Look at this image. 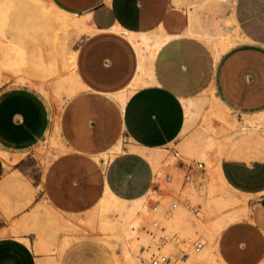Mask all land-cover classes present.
Returning <instances> with one entry per match:
<instances>
[{
	"label": "crops",
	"instance_id": "1",
	"mask_svg": "<svg viewBox=\"0 0 264 264\" xmlns=\"http://www.w3.org/2000/svg\"><path fill=\"white\" fill-rule=\"evenodd\" d=\"M49 1L64 12L85 16L87 25L93 30L83 35L76 46L74 65L81 88L66 105L63 136L58 126L59 114L56 118L54 109L53 116L51 100L33 82L40 90L44 105L51 109L47 137L52 130V137L58 135L65 150L57 151L54 147L57 155L48 165L43 154L40 155L46 163L35 186L36 190L40 189V200L31 211L12 217L5 225L1 224L5 221L0 218V234L10 231L13 222L20 226L19 237L0 236V264H42L40 251L43 245L36 241L38 233L28 229L40 231L54 241L61 234L51 225L52 213L85 214L99 203L106 190L124 200L145 195L166 167L160 169L155 179L149 159L131 147L160 148L172 143L185 123L182 99L194 98L212 89L223 117L233 114L229 107L242 111L260 108L245 114L234 113L239 120L264 113V40L237 23L234 18L236 0L232 3L227 0ZM221 3L229 10V20L234 27L232 31L216 34L220 26L205 22L199 11L205 5ZM114 28L131 32L137 41H141V34L145 33L161 34L163 31L168 36H163L153 57L145 60L149 78L134 90L131 86L139 73L141 58L133 41ZM230 34H237L241 40L215 59L202 37L221 40ZM20 39L23 42V36ZM22 85L23 81L14 82V86ZM130 90L132 92L128 94ZM118 94H125L126 98L121 102L116 97ZM44 122L42 103L30 91L17 87L0 93V144L27 145L42 132ZM256 130L264 129L248 127L229 133L217 151L214 168L227 141ZM123 136L129 141L125 148ZM119 145L120 151H117ZM0 151L11 158L21 155L1 148ZM228 151L222 153L220 175L233 190L252 198L250 203L254 212L252 214L247 207V217L227 224L221 232L244 220L256 223L262 229L263 257L254 264H263L264 161L231 160L242 157L227 154ZM225 164L231 167V174L225 172ZM8 170L0 157V188L8 196L14 183L22 189V196L26 195L25 199L22 197L17 201L9 199L14 212L17 205H24L32 190L12 177L5 179ZM194 171L187 180L196 178L197 170ZM206 171L201 166L200 172L205 176ZM6 182L10 184L5 188ZM42 201L51 210L37 208ZM0 214L5 215L1 208ZM64 232L67 234L60 239L62 245L72 235ZM219 235L215 242L217 255L222 263L229 264L217 251Z\"/></svg>",
	"mask_w": 264,
	"mask_h": 264
},
{
	"label": "bare ground",
	"instance_id": "2",
	"mask_svg": "<svg viewBox=\"0 0 264 264\" xmlns=\"http://www.w3.org/2000/svg\"><path fill=\"white\" fill-rule=\"evenodd\" d=\"M227 1L229 3L233 2V0ZM9 8L10 10L16 9L15 20L23 25V28L21 30L17 29L16 32V36H23L24 54L22 59L20 56L21 61L19 64L28 79L30 78L51 100L57 118L65 98H70L69 96H73L81 88V82L74 65L76 49H69V44L83 32H91L93 29L87 25L85 16L81 20H77L73 14L58 9L52 3L51 8L46 9L33 3L32 0H0V10H8ZM1 15H4V13H1ZM114 30L124 33L129 40L133 41L141 58L139 73L136 81L131 86V89L134 90L145 79L149 78L148 70L145 68V60L153 57L163 40V36H168L163 31H161V34L158 32L145 33L141 34V41H137L131 32L121 28H114ZM202 40L209 47L214 58L217 59L227 47L237 43L241 38L237 34H230L221 40L204 37H202ZM4 48L6 49V47ZM10 54L13 57L14 54ZM17 56L19 57V54ZM13 58L10 59L9 57V61L5 59L4 63L5 61L9 63ZM16 59L18 58L14 60ZM10 66H13V64ZM116 97L122 102L126 95L118 94ZM182 103L185 109V123L181 133L172 143L160 148H146L137 145L131 147V149L140 152L149 159L155 179L162 167L175 166L177 162H182L183 165L200 163L208 171L210 177L213 178L217 151L229 133L248 127L264 129V113L246 117L245 121L236 120L234 114L230 117H223L220 114L219 100L212 89H207L194 98L182 99ZM52 140L57 151L65 150V146L58 135L55 134ZM117 151H120V145ZM9 184V182H6L5 188ZM15 186L13 183V187ZM209 187L213 192L220 188L214 179H211ZM1 188L0 208L5 214H8L11 208ZM222 189L221 186L220 192ZM227 192L229 193V191ZM158 196L159 194L151 188L138 199L124 200L106 190L99 203L85 214L52 213L50 217L51 225L59 231H68L73 236L78 235V233L85 234L91 230L111 231L119 240L123 241L124 251L122 256L127 261L139 258L145 264V259L150 255L162 253L168 256L173 264H224L220 261L215 249L216 239L227 224L247 217L248 205L236 208L238 205L235 204L241 200L239 197L230 194L226 198L225 205L234 208L227 210L228 212L225 214L215 215L216 204H206L205 202L203 208L207 212L206 214H204L205 211L202 214L200 212V217L199 212L197 213L198 216H195L180 206L179 209H174L175 212H170L169 218L168 215L166 216V213L169 212V200L167 199L158 204L154 211L149 209V202ZM40 207L43 209L49 208L45 201L39 202ZM100 207L103 208L102 211H98ZM151 219L157 221V227L154 229L157 230L165 226L168 231H174L173 233L171 231L174 239L162 250L157 247V241L153 242L143 238L144 232L150 227L149 222ZM188 237L192 239L194 237L199 238L204 245L203 249L198 252L192 251L190 245L184 243V239ZM174 240L175 242H172ZM178 244L184 246L187 250L185 258L181 260L175 257V253L180 247H178ZM140 245L145 248L144 256L137 254Z\"/></svg>",
	"mask_w": 264,
	"mask_h": 264
},
{
	"label": "rangeland",
	"instance_id": "3",
	"mask_svg": "<svg viewBox=\"0 0 264 264\" xmlns=\"http://www.w3.org/2000/svg\"><path fill=\"white\" fill-rule=\"evenodd\" d=\"M207 1L214 2L221 0H207ZM32 2L38 4L40 7L41 6L45 7L46 9L51 8V2L49 0H32ZM234 7H235L234 18L237 21V23H239V25L242 28H244L246 31L250 32L259 39L264 40V0H236ZM10 8L8 9L9 11L0 10L1 11L0 12V17H1L0 18V50L2 48L0 52V56H1L0 57V93L2 91L14 89L17 87H21L22 89H26L30 91L42 103L45 122L42 132L31 143L27 145L12 147V146H4L0 144V148L3 150H6L8 152H17L21 154V155H15L14 158H11L9 157V155H6V153L0 151V157L3 159L5 169H9L8 172H5V179L8 177L9 178L12 177L13 179H15V181L23 183L29 189L32 190V195L28 198V200L24 203V205L22 206L17 205L14 212H12L11 210L8 214L5 215L0 214V218L5 221V223H1L3 225H5L6 223H10L12 217L13 218L19 217L23 213H25V211L30 212L33 206L36 204V202L40 200L39 198L40 189L36 190L35 186L38 184L40 180L42 171L44 169V165L46 163L45 160L48 161L47 163L48 165L49 162L57 155L54 153L55 150H54V143L52 140V130L47 137V132L51 125L50 118L48 117V114H51V109H49V107H46L44 105L41 99V95L39 93L40 90L33 84L32 80L30 78L28 79V77L23 73V69L19 64V62L23 58L24 51H23V42L21 41L19 36H16V32L17 29L21 30L23 28V25H21L20 22H17V20H15V13H17L16 9L10 10ZM199 12L201 18H203L205 22L209 23L210 25L213 24L216 26H220L219 28L216 29V34H223L226 31L229 32L233 30L234 25L229 20V10L222 3L219 5H213V4L205 5V7L200 9ZM1 13H4V15H1ZM73 16L77 20H81L82 18H84V16H79L74 14ZM87 33L89 32L88 31L83 32V34H80L76 39H74L73 42H70L69 49H76V46L80 38ZM4 47H6V49ZM10 50L12 51L10 52ZM5 51H6V56L9 55L10 53L14 54L13 57H15V54L17 55L19 54V57L17 55L15 57L18 59L14 60L15 58H13L12 55L10 54L7 57L13 59L10 60L11 63L10 62L7 63L6 61H9V59L5 56ZM5 59H6L5 61L6 64L4 63ZM12 64L13 66H10ZM21 81H23L24 85L14 86V82H21ZM75 94H77V92L74 93L73 96H75ZM71 96H69L70 98L68 97L65 98L63 105H61L62 108H60L59 110L58 126L61 134L63 131L62 128L63 113L66 109V105L68 101L73 97ZM43 98L45 99L44 96ZM45 101L49 103L46 99ZM229 108L231 112H233V114L234 113L245 114L260 109L258 108L250 111H242L232 107ZM52 111L54 116L55 111L53 106H52ZM234 118L236 120H239L237 119L238 116L234 115ZM245 119L246 117H244V119L241 121H245ZM122 143L124 148L126 144L129 143L128 139L125 136H123ZM47 145L49 146V148H47ZM40 148L41 150H39ZM42 150L43 152H41ZM227 150H229L227 154L242 157V159L236 158L231 160L244 161V162H246L245 159L248 160V162L254 160L264 161V130H256L246 136L234 137L229 141H227V143H225L220 150L219 159L216 163L215 170L213 171V176H214L213 178L210 177L208 171H206V176H205V174L200 172L201 169L195 168L197 170L196 178L189 179L182 183L183 175H185V170H184L185 165H183V168H179L176 165L164 166L166 167V169L162 171L167 173L175 172L176 174L174 176H169V178L166 181L160 179L158 180L157 182L158 190L154 189L159 194V196L155 198V199H159L158 204H160L163 200L166 199L169 200V204H170V202L173 199H178L180 197V194H186L189 199V202L191 204L196 205L198 209L195 213H193L195 216H198L197 215L198 212H199L198 214H200V212L202 214V212L205 211L204 214H206L207 211L205 208H203L205 202L206 204H216L217 210L215 211L214 214L220 215L222 213L225 214L229 210L234 208L225 205L226 198L230 194H233L239 197L241 200L235 204L238 205L236 206V208L237 207L241 208L243 206L248 205L250 212L253 214L254 210L250 203L252 198L248 199V196L246 194L233 190L230 186L226 184V182L223 180V178L220 175L219 164L221 161V156L222 153ZM41 154H43L45 160L40 158ZM19 158H21L19 162L12 165ZM195 169H193V171H191L188 176H191L195 172L194 171ZM224 169L227 174L232 173V169L228 164H225ZM211 179H214L217 185L220 186V188L221 186L223 187L221 192H220V188L215 192L210 190L209 186ZM226 190L229 191L230 194ZM22 194L23 191L22 189H20V187L19 188L14 187L11 191H9L8 196L7 194L4 193L7 203L9 202L8 203L9 206H10V200L17 201L22 199V197L25 199L26 195L22 196ZM201 202L203 203V205ZM180 206L184 210L186 209L183 205H177L176 208L174 209L175 210L179 209ZM200 206L202 207L200 208ZM37 208H39V205H37ZM174 209H171L172 211L169 210V212L166 213V216L168 215L167 217L170 218V212L171 213L175 212ZM102 210L103 208L100 207L98 211H102ZM185 211L188 212L187 209ZM189 213L191 212L189 211ZM201 214L199 215V217L201 216ZM19 228L20 226L15 222H13L9 228L10 231H8L7 233L3 232L0 234V236L12 235L15 237H19L17 234V230ZM167 229L168 228L164 226V228L161 227L156 230V229H151L150 226L144 232L143 238L147 240H152L154 242L157 241L156 240L157 235H162L163 243L157 244V247L162 250L167 246L168 243H171V240L174 239L173 234L171 235L172 230L168 231ZM28 231H34V232L36 231L38 233V236L36 235L35 238L38 244L43 245V250L40 251L41 258L43 260L42 264H143V261H141V259L139 258H133L130 261H127L123 258L124 257L122 256L124 251L123 241L119 240L111 231L91 230L86 232L85 234L78 233V235L77 234L74 235L75 237L71 235L67 237V240H65L64 245H62V241L60 240L67 234V233L65 234L64 231L57 230L60 232L61 235L57 239H54V241L50 239V236L45 237L42 235L40 231H37L35 229H28ZM173 232L174 231H172V233ZM261 235H262V229H260L256 223H252L244 220L236 224L235 227H233L232 229L228 228L221 232L217 242V251L221 254L223 258L227 260L229 264H254L258 259L263 257ZM196 238L197 237H194L193 239ZM172 242H175V240ZM179 246L180 245L178 244V247ZM203 247L204 245H202V248L200 250H202ZM186 251L187 250L185 249V252ZM145 252H146L145 248L140 245L137 254H139L140 256H144ZM178 252L179 251L175 253V257L178 260L184 259L185 256H182L181 253ZM170 263L173 264L171 260Z\"/></svg>",
	"mask_w": 264,
	"mask_h": 264
},
{
	"label": "built area",
	"instance_id": "4",
	"mask_svg": "<svg viewBox=\"0 0 264 264\" xmlns=\"http://www.w3.org/2000/svg\"><path fill=\"white\" fill-rule=\"evenodd\" d=\"M174 155H176L174 153ZM176 166H183L182 162H177ZM195 168H199L201 169V164L200 163H195L194 165L192 164H186L185 165V175H183V179H182V183L184 181H187L188 179V175L190 174L191 171H193V169ZM176 173L175 172H171V173H167V172H162L161 175L158 177L160 180H164L166 181L169 176H174ZM153 189L158 190V184L157 182L154 183L152 185ZM159 203V199H153L149 202V209L151 211H154L157 208V205ZM177 205H183L188 211H190L191 213H195L197 211V207L194 204H191L189 202V199L187 197L186 194H180V197L178 199H173L169 206H168V210L174 209L175 206ZM149 225L151 226V229H154L157 227V221L155 219H151L149 222ZM151 233V232H150ZM156 240H157V244H161L163 243V236L162 235H157L156 236ZM184 243L189 244L191 249L196 251H199L202 248V241L199 238L196 239H192L190 237L184 239ZM178 251L181 253L182 256H185V247H179ZM145 264H170V259L168 256L162 254V253H158L156 255H150L148 258L145 259L144 261Z\"/></svg>",
	"mask_w": 264,
	"mask_h": 264
}]
</instances>
